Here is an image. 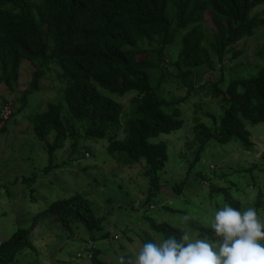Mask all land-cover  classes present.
<instances>
[{"label":"trees","instance_id":"1","mask_svg":"<svg viewBox=\"0 0 264 264\" xmlns=\"http://www.w3.org/2000/svg\"><path fill=\"white\" fill-rule=\"evenodd\" d=\"M262 4L264 0H0V85L15 92L22 61L36 63L31 85L19 99L24 108L28 93L43 91L41 80L53 65L62 72L59 80L67 81L62 88L66 106L63 102L49 103L46 111L27 119L35 136L48 149L50 165L44 172L58 169L55 154L69 133L75 138L74 119L87 125V136L109 140V153L124 156L126 164L144 159L153 187L151 194L159 192L160 173L169 161L168 146L163 141L150 140L184 126L181 106L187 99L168 101L163 97L162 88L168 78L165 72L158 77L157 73L162 61H166L163 57L167 48L180 32L187 30L173 65L177 81L188 87L190 95L196 74L215 70L216 64L223 63L228 55L237 59L243 54L234 45L264 26V20L251 16L254 8ZM209 11L214 14L213 32L203 23ZM145 42L158 45L141 50ZM139 55L145 57L139 59ZM259 56L262 65L255 75L232 78L225 89L221 76L210 86L209 92L222 104L223 114L219 119L209 115L214 128L197 121L194 131L199 148L194 165L201 161L211 140L221 144L237 141L247 151L253 148L248 124L264 123V51ZM106 92L120 97L136 93L131 101V116L125 120L123 141L124 106ZM5 127L0 129L4 131ZM53 133L55 139L50 142ZM210 191L212 195L222 194L230 205L240 209V203L227 189L215 186ZM255 204L264 212L262 191ZM47 210L66 230L72 232V227L82 224L93 242L110 235H95V231L103 229L102 219L82 194L57 201ZM149 222L163 238H178L183 231L152 218ZM36 226L34 222L30 229L19 230L0 244V264H13L19 254L35 249L30 233ZM189 226L198 236H212L208 225L189 220ZM91 252L93 264H108L100 258V250L93 248Z\"/></svg>","mask_w":264,"mask_h":264},{"label":"rangeland","instance_id":"2","mask_svg":"<svg viewBox=\"0 0 264 264\" xmlns=\"http://www.w3.org/2000/svg\"><path fill=\"white\" fill-rule=\"evenodd\" d=\"M251 16L264 20V4L254 8ZM203 23L211 32L216 31L213 12L205 14ZM186 32H180L175 43L167 48L163 57L166 61H162L157 73V77L163 72L167 75L162 88L166 100L187 99L181 106L184 126L150 140L165 142L169 152V161L160 173L161 190L155 194H151L153 187L146 175L144 159L126 164L124 156L109 153V140L87 136V125L74 119L75 138L69 133L55 154L54 164L58 169L44 172L50 165L48 149L46 143L35 136L27 119L34 113L46 111L49 103L63 102L66 106L62 88L67 81L59 80L62 72L57 65L41 80L43 91L26 95L24 108L19 99L31 85L36 63L22 61L15 92L0 85V115L7 118L5 130L0 129V244L17 231L28 230L37 223L30 233L35 249L19 254L13 264H93L89 258L92 248L101 251L100 258L104 262L117 264L119 256L137 252L143 242L163 238L151 229V218L190 232L194 230L189 221L182 222L185 214L192 221L208 225L214 211L228 203L222 194L212 195L210 190L215 186L227 189L232 199L240 203L241 210L254 207L264 218L263 210L255 204L259 191L264 198V123L248 124L254 143L250 151L237 141L221 144L211 140L201 161L194 165L199 148L194 131L197 121L214 128V120L209 115L219 119L223 114L222 104L209 92L210 86L224 76L221 86L225 89L232 78L257 73L262 65L259 53L264 51V26L234 45L236 50L243 51L240 57L232 59L228 55L223 63L216 64L215 70L196 74L190 95L188 87L177 81L173 65L181 50V37ZM157 45L145 42L140 49ZM202 86L208 88L201 89ZM106 94L124 106L120 139L123 141L125 120L131 116V101L136 93L123 97ZM54 139L55 133L49 137L50 142ZM34 175H37L35 180L23 181ZM78 193L91 201L96 215L102 219L103 229L95 231V235L109 232L107 239L91 241L82 224L72 227V232L66 230L47 210L53 203Z\"/></svg>","mask_w":264,"mask_h":264},{"label":"clouds","instance_id":"3","mask_svg":"<svg viewBox=\"0 0 264 264\" xmlns=\"http://www.w3.org/2000/svg\"><path fill=\"white\" fill-rule=\"evenodd\" d=\"M190 219L185 214L182 222ZM208 227L211 238L183 230L178 238L143 242L137 252L119 256L117 264H264V218L254 207L241 210L224 203Z\"/></svg>","mask_w":264,"mask_h":264},{"label":"built area","instance_id":"4","mask_svg":"<svg viewBox=\"0 0 264 264\" xmlns=\"http://www.w3.org/2000/svg\"><path fill=\"white\" fill-rule=\"evenodd\" d=\"M7 120V118H3V116L2 115H0V124L3 122V121H6ZM91 257V256H90Z\"/></svg>","mask_w":264,"mask_h":264},{"label":"water","instance_id":"5","mask_svg":"<svg viewBox=\"0 0 264 264\" xmlns=\"http://www.w3.org/2000/svg\"><path fill=\"white\" fill-rule=\"evenodd\" d=\"M5 125V122L3 121L1 124H0V127H3Z\"/></svg>","mask_w":264,"mask_h":264}]
</instances>
